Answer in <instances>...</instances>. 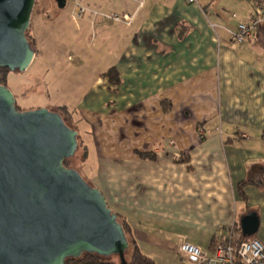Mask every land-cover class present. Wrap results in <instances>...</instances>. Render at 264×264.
Instances as JSON below:
<instances>
[{
    "label": "crops",
    "instance_id": "1",
    "mask_svg": "<svg viewBox=\"0 0 264 264\" xmlns=\"http://www.w3.org/2000/svg\"><path fill=\"white\" fill-rule=\"evenodd\" d=\"M259 2L82 0L80 20L74 7L33 10L28 70L47 66V93L65 87L52 108L72 114L90 184L155 264H191L185 243L210 255L245 240L250 213L264 245V27L244 44L228 33ZM112 14L134 18L126 26ZM111 69L119 85L104 77Z\"/></svg>",
    "mask_w": 264,
    "mask_h": 264
},
{
    "label": "water",
    "instance_id": "2",
    "mask_svg": "<svg viewBox=\"0 0 264 264\" xmlns=\"http://www.w3.org/2000/svg\"><path fill=\"white\" fill-rule=\"evenodd\" d=\"M60 10L67 0H54ZM36 0H0V68L26 72L35 48L26 37ZM78 132L47 109L19 112L0 86V264H66L83 253L125 254L129 244L101 191L74 169ZM245 238L259 230L257 214L242 218Z\"/></svg>",
    "mask_w": 264,
    "mask_h": 264
},
{
    "label": "built area",
    "instance_id": "3",
    "mask_svg": "<svg viewBox=\"0 0 264 264\" xmlns=\"http://www.w3.org/2000/svg\"><path fill=\"white\" fill-rule=\"evenodd\" d=\"M76 9V18L82 19L88 9L82 0H69ZM196 3V0H189ZM68 3V0H67ZM97 13H94L96 16ZM106 19L130 26L134 16L129 15H103ZM264 27V3H256L249 21L239 22L237 31H228L232 41L240 44L249 42L255 32ZM233 235V234H232ZM181 251L191 264H264V245L259 240L237 242L233 236L215 245L210 255L204 253L195 245L185 243Z\"/></svg>",
    "mask_w": 264,
    "mask_h": 264
},
{
    "label": "rangeland",
    "instance_id": "4",
    "mask_svg": "<svg viewBox=\"0 0 264 264\" xmlns=\"http://www.w3.org/2000/svg\"><path fill=\"white\" fill-rule=\"evenodd\" d=\"M42 4H47L55 7L56 11H64L68 8L74 7V4L68 0L67 7L64 10H60L57 6V3L54 0H38L36 1V6L34 8V11L37 12L41 10ZM54 16V14H53ZM81 49L88 50L87 46L85 44L79 45ZM67 58L72 55L71 49L66 48ZM68 63H72L71 61H68ZM42 66L40 67H34V69L27 70L26 72H10L8 73L6 84L8 89L12 92V94L16 98V105L21 111H37L39 109H47L49 112L52 111V107L54 104H56V96L58 93L63 94L61 92L64 90L65 87L60 86V88H56V91L47 93V87H45L44 84L41 83L40 72L39 71H45L46 67L44 64L41 63ZM38 69V71L36 70ZM41 69V70H40ZM42 71V72H43ZM37 73V75L35 74ZM42 74V73H41ZM69 96H65L69 98ZM69 103L67 104L70 108L74 106V102L70 101L68 99ZM66 121L67 118L64 116ZM68 123V122H67ZM70 125V124H69ZM83 144V143H82ZM82 147V146H81ZM84 150L83 148H79L77 153L74 155L72 159L68 161V166L75 171H77L83 179H85L87 182H91L90 180V173L92 171V163L89 164V162L84 163L82 161L84 156ZM111 259L117 261V255H111Z\"/></svg>",
    "mask_w": 264,
    "mask_h": 264
},
{
    "label": "trees",
    "instance_id": "5",
    "mask_svg": "<svg viewBox=\"0 0 264 264\" xmlns=\"http://www.w3.org/2000/svg\"><path fill=\"white\" fill-rule=\"evenodd\" d=\"M26 37H27L28 41L30 42V44L33 47H35V44H34L32 38L30 36V28L26 32ZM251 40L249 42H251ZM8 73H10V71L8 69L0 68V86L8 88L7 84H6ZM104 77H106L110 81V83L113 84V85H119L120 84L119 75H118V73H117V71L115 69L109 70L104 75ZM16 109L19 112H26V111H21L17 107V105H16ZM52 111L54 113H57V114L60 115V117H61V119L63 121V124L66 127L70 128V129H74V130H76L78 132V129H77V127L75 126V124L73 122L72 114H70L68 112L67 108L58 107V108H53ZM64 116H66L67 121H66ZM79 148H83V150L85 151L83 159H82V161L85 162L86 159H87V150H86L85 146L82 144V141L80 140V136L78 134L77 151H78ZM77 151H76V153H77ZM148 157H151V156H148ZM70 159H72V158L65 159L63 161V168L66 169V170L72 169V168H70L68 166V161ZM260 174H261L262 180H264V166L261 168ZM85 182L87 184L91 185L92 187H94L92 184H90L86 180H85ZM251 183L252 182L248 180V181H245V182H243L241 184L240 193H241L242 196L244 195V188L246 186H248L249 184H251ZM117 223L122 227L124 235H125V237H126V239L128 241V244H129L128 250L126 251V254H125L127 263L128 264H155V262L152 259L144 256L142 254V252L140 251V249H139V247H138V245H137V243L135 241V238L133 236L132 230H131L130 226L128 225V223L126 221H124L123 219H121L118 215H117ZM253 239H254L253 237L245 238V240H243V241H251ZM236 241L239 242L238 240H236ZM117 261L118 262H116L115 260L111 259L110 257H103V256H100V255L91 254V253H83L82 256L77 258V259H71V258L67 259L66 260V264H121L119 256H117Z\"/></svg>",
    "mask_w": 264,
    "mask_h": 264
}]
</instances>
